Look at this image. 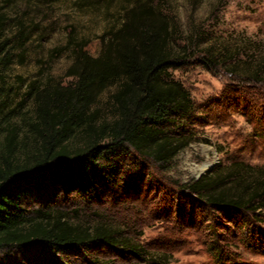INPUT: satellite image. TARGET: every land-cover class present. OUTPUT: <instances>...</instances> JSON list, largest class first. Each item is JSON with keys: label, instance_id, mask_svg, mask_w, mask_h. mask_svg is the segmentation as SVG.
I'll list each match as a JSON object with an SVG mask.
<instances>
[{"label": "trees", "instance_id": "1", "mask_svg": "<svg viewBox=\"0 0 264 264\" xmlns=\"http://www.w3.org/2000/svg\"><path fill=\"white\" fill-rule=\"evenodd\" d=\"M48 1H73L76 10L101 16L102 50L92 56L91 40L73 27L66 45L73 56L69 85L22 76L10 84L12 66L27 61L37 23L25 13L13 16L17 0L0 6V254L37 246L66 254L104 244L147 262L150 254L116 227L101 218L80 222V208L62 207L59 197L79 193L82 204L92 205L102 187L118 183L127 156L138 167L143 160L168 172L193 143L199 123V107L171 72L194 61L239 84L264 86V42L215 38L208 22L219 20L230 0H209L208 21L190 22L187 35L175 0ZM185 1L193 11L207 3ZM111 89L109 119L98 103ZM29 102L30 113L21 111ZM32 140L41 141L34 152L27 146ZM182 192L202 211L192 210V219L204 220L209 211L237 229L247 223L243 238L262 233L264 165L218 163ZM35 196L38 204L28 205ZM221 254L215 247V259L226 264Z\"/></svg>", "mask_w": 264, "mask_h": 264}, {"label": "rangeland", "instance_id": "2", "mask_svg": "<svg viewBox=\"0 0 264 264\" xmlns=\"http://www.w3.org/2000/svg\"><path fill=\"white\" fill-rule=\"evenodd\" d=\"M175 2L185 35L190 32V22L208 21L212 1L207 0L196 11L185 0ZM3 4L5 0H0V6ZM13 8V16L25 13L27 20H35L37 31L28 45L26 63L12 66L10 84L15 85V78L22 76L28 81L69 85L67 71L73 56L66 45L73 27L78 35L91 40L89 53L99 56L102 44L98 37L105 27L101 16L76 10L73 1L17 0ZM208 23L221 41L232 37L263 43L264 0H230L219 20ZM171 74L190 91L199 107L196 138L171 169L162 172L143 160L138 167L127 156L118 183L109 189L102 187L101 196L92 205L82 204L79 193H62L59 197L62 207L80 208V222L93 224L101 218L116 227L150 254L147 262L99 244L66 254H55L41 246L10 255L1 253L0 264H219L215 247L222 250L226 264H264V225L260 226L262 233L249 234L247 239L242 234L247 223L237 229L223 219H214L209 211L204 212V220H194L191 212L197 206L182 192L185 183L198 179L218 163L244 159L264 165V86L239 84L220 68L207 70L194 61ZM112 91L103 94L98 103L102 115L109 119L113 116L109 103ZM31 107L29 102L21 111L30 113ZM40 144L32 140L27 146L34 152ZM204 166L207 169L200 171ZM38 202L35 196L27 204L34 206Z\"/></svg>", "mask_w": 264, "mask_h": 264}, {"label": "bare ground", "instance_id": "3", "mask_svg": "<svg viewBox=\"0 0 264 264\" xmlns=\"http://www.w3.org/2000/svg\"><path fill=\"white\" fill-rule=\"evenodd\" d=\"M207 169V166H204L203 168L200 169V171H204Z\"/></svg>", "mask_w": 264, "mask_h": 264}]
</instances>
